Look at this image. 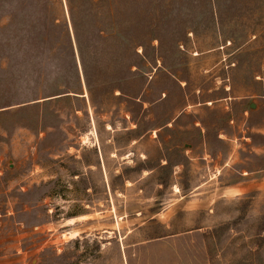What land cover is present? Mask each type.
Here are the masks:
<instances>
[{"label": "rangeland", "instance_id": "obj_1", "mask_svg": "<svg viewBox=\"0 0 264 264\" xmlns=\"http://www.w3.org/2000/svg\"><path fill=\"white\" fill-rule=\"evenodd\" d=\"M130 1L153 38L94 105L67 0H0V264H264V0ZM45 13L58 95L32 97Z\"/></svg>", "mask_w": 264, "mask_h": 264}, {"label": "trees", "instance_id": "obj_2", "mask_svg": "<svg viewBox=\"0 0 264 264\" xmlns=\"http://www.w3.org/2000/svg\"><path fill=\"white\" fill-rule=\"evenodd\" d=\"M122 1L67 0L70 22L69 25L65 15L67 49L72 55L71 64L73 61L79 86H82V75L94 105L100 103L99 95L122 90L123 81L135 65L132 58L137 55V48L153 38L152 31H145L146 15L138 12L136 1L129 2L128 12H124ZM102 17L106 19L104 23ZM37 21L40 24L38 37L32 46L28 45L29 59L23 62L31 67L33 74L26 73L23 78L32 97L41 93L55 96L58 95V14L45 13ZM45 50L46 57L34 62L33 59Z\"/></svg>", "mask_w": 264, "mask_h": 264}, {"label": "water", "instance_id": "obj_3", "mask_svg": "<svg viewBox=\"0 0 264 264\" xmlns=\"http://www.w3.org/2000/svg\"><path fill=\"white\" fill-rule=\"evenodd\" d=\"M251 107H254V105H253V104H251Z\"/></svg>", "mask_w": 264, "mask_h": 264}]
</instances>
